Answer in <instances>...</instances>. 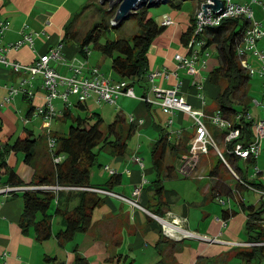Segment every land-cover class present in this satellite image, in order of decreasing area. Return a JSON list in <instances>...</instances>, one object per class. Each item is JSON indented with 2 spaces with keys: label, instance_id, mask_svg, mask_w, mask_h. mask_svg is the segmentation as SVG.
Masks as SVG:
<instances>
[{
  "label": "crops",
  "instance_id": "obj_1",
  "mask_svg": "<svg viewBox=\"0 0 264 264\" xmlns=\"http://www.w3.org/2000/svg\"><path fill=\"white\" fill-rule=\"evenodd\" d=\"M96 3L97 1L93 3V0H0V17L11 22L10 29L2 37L3 44L7 45L18 41L22 37L24 24H28V29L33 32H41L40 36L35 38L33 46L23 45L19 49H12L9 51L8 57L23 64H32L40 55L48 53L52 48L62 44L61 42L66 33L65 25L74 17L76 19L73 22L72 29L77 30L74 26L76 20L78 21V27L81 25V18H78L81 8L85 5L86 7L92 6L91 11L96 7ZM201 3V1L198 2L194 15ZM180 11L172 8L170 12L164 11L161 17L157 19L161 24L164 16L168 15L174 18L176 23L166 26V30L157 36L149 47V66L145 78L136 82L135 85L133 84L137 95L140 97L123 96L121 99L124 98L125 100L122 101L123 103L121 102V105L118 101L112 104V107L118 112L115 118L118 115L125 118V122L119 131L124 137L128 138L126 153L117 156L113 154L111 149H105L104 151L111 158L106 161L105 165H100V172L95 170L96 166L93 168L91 181L95 185L105 186L112 176L109 172V177H107L108 170L105 166H110L121 175L120 183L113 186L111 190L131 197L135 186L145 176L148 182L139 197V201L147 209H154L160 199L155 196V187L153 186L156 172L153 166L152 153L158 139L162 135H166L172 144V147H168L165 157V171L167 167L173 168L170 178L178 176V171H181L187 177L195 178L200 182L205 181L202 191L206 199H214L220 204L229 203V205L226 204L228 208H225L230 213H228V218L225 219L224 217V209L221 213L218 211L213 213L203 211L196 223L198 229L193 231L200 236L196 238L200 239L201 244L196 248V254L190 264H213V259L219 255H221L220 261L224 259V254L227 259L237 257L236 254L242 249H250L252 246L248 244L247 236L244 240H240V235L242 229H245L247 221V214L243 207V204L247 203L244 193L248 191V193L253 192L255 194L256 190L244 185L245 182L241 181V177L243 176L242 178H245V181L256 184L258 186L256 187L257 191L261 193L259 201L252 204L257 206L261 203L264 204V140L262 152L257 158H241L247 162L245 169L240 167L238 160L234 162L233 166L227 162H220L215 167L213 160L215 154L212 150L216 148L210 149L208 154L194 155L190 153L191 142L196 131L193 117L183 111L168 114L158 103L152 101V99L158 98L154 91L155 86L159 88L178 87L180 94L194 108L205 111L207 97L210 96L216 100L219 91V86L211 82V72L218 65L219 60L216 62V59H212L210 56L207 57V64L205 66L200 65L201 71L198 75H192L187 69L178 67L175 56L178 53H188V48L182 42V35L191 23L189 15L180 14ZM259 22L261 21L259 20ZM79 44L76 38L62 44V59L51 61V64L59 73L72 75V65L83 64L85 69L99 67L104 76L112 81L124 80L115 73L111 63L107 67L110 70L109 72L105 71L106 69L104 70L99 64H92L89 60L93 54L91 47L88 57H85L80 53ZM95 47L99 49V47ZM211 49L216 53L214 46ZM101 53L103 54L102 51ZM203 57L206 56L203 54ZM160 71L167 72L168 76L158 75L154 79L151 78L152 73ZM26 76L27 74H15L11 69L0 64V121L2 124L0 141L3 143L15 140L25 127H29L36 132L34 123L37 127V118L43 121L42 125L45 128L43 118L34 116V110L30 113L31 106L36 108L45 104V90L42 88L41 77H36L33 82L27 85V88L33 92L32 97L28 93H20L11 102L4 103L6 96L9 95V89L5 85L17 86ZM62 88L65 89L64 86ZM143 96L146 99L141 98ZM252 99L254 98H251L250 105ZM59 100L62 101L60 98L54 100L59 110L57 116H63L65 119L68 116L67 120L70 118L73 120L77 115H80L75 112L77 108H80L75 104L78 100L77 97L76 100L71 99L70 106H66L63 101V106H58L56 102ZM261 102L264 103V96ZM85 104L86 108L91 107L92 109H99L101 106L106 105L105 102L97 101L95 97L90 98ZM259 106L262 108V115L258 119L254 118L253 113H249L248 110V118L252 117L253 123L263 116V106L260 104ZM216 111L217 109H214L215 113ZM205 113L207 114V111ZM101 116L103 117L102 114ZM133 116L134 120L132 121ZM141 119L144 121L140 122ZM171 120L172 122H170ZM52 123L53 120L51 126ZM216 126L220 128V126ZM59 128L66 130L64 125ZM45 130L47 129L45 128ZM129 130H132L130 136H128ZM211 134L216 140L220 141V143L217 142V145L221 151L220 156L223 157L222 151L226 149V140H223L220 132H217L216 135H213L212 132ZM144 136L147 138H144ZM135 138L138 139V144L134 148L135 150L132 149L129 152V146L133 143L131 141ZM143 139L149 140V146L152 144L150 146L149 162L146 160V156L141 153L144 146L142 144ZM40 144L42 153L36 161V166L45 169V167L50 166L48 152L50 154L52 149L49 146L48 138L47 141L46 138H43ZM219 150L214 151L219 155ZM135 154H139L144 159V169L133 161L132 158ZM7 160L9 166L17 171L25 183H30L33 180L35 170L25 162L22 152L10 151ZM249 164H254V167L250 169ZM230 167L234 171V167L239 168L238 173L241 177L239 174L236 176ZM225 169L238 178H236L238 181L236 185L227 179ZM165 171L162 174L163 179L166 177ZM6 187L11 186H0V264H184L180 253H178V245L185 239H182L183 235L180 238L178 233L175 234L176 236L166 234L161 223L142 209L132 206L121 198L105 194L106 198L103 203L93 213V224L89 231L78 233L74 238L62 243L56 234L64 226L63 218L61 215L55 214L53 217V236L45 241H40L36 238L34 232H31V234L22 232L20 218L23 211V199L20 195H13L10 191H2ZM26 187H29V185L14 188L23 190ZM225 197H228V200ZM218 198H223L225 203L220 202ZM163 199L169 201H162V209L166 211V217L171 220L180 218L185 220V224L187 223V226H189L190 210L184 209V211L179 212L171 204L173 203V201L171 202L172 197L167 198L166 195H163ZM237 203L239 208L236 207ZM57 204L56 201L52 205L51 211L57 208ZM74 204L75 202L72 204L66 203L65 205L69 207ZM157 244L159 247L166 244L167 255L172 254V261L166 262L163 259L162 252L164 251L158 249ZM237 245L241 247V250L233 251ZM151 246L156 251L151 249ZM144 256H148V258L145 259ZM79 258L82 261H79ZM236 264H245V261H237Z\"/></svg>",
  "mask_w": 264,
  "mask_h": 264
},
{
  "label": "trees",
  "instance_id": "obj_2",
  "mask_svg": "<svg viewBox=\"0 0 264 264\" xmlns=\"http://www.w3.org/2000/svg\"><path fill=\"white\" fill-rule=\"evenodd\" d=\"M184 1L167 0V4L174 9H181ZM200 1L202 2V0H198V2ZM96 7L101 12L102 17L103 14L106 15L104 21H101V18L84 35H80L77 30L72 29L76 18L72 19L65 25L66 33L61 43L64 44L65 41L76 38V41L80 43V53L85 57H88L90 45L94 44L99 47L103 54L112 58L111 67L121 79H129L134 85L136 82L144 80L149 66V47L156 37L166 30V26L156 20L150 9L152 6L148 4L141 6L129 17L135 18L140 24L137 33L131 37H107L105 42H101L102 37L110 33L112 27H116L121 22L111 23L117 7L111 9L109 4L107 8H104L101 0L96 3ZM107 16H110L112 20L107 22ZM247 24L245 18H227L219 26L209 27L206 30L207 42L203 46V50L214 46L218 55L219 65L211 72V82L219 86L216 96V112H219L223 118L229 121L228 127L221 130V136L223 140H226L231 129L239 128L241 131L238 138L231 141L226 140V149L222 151V155L231 166L236 160L241 159L234 152L236 144L241 142L244 146H248L254 139L253 120H250L247 114L251 101L249 81L252 76L241 65L236 52L237 44L240 42ZM196 26L197 16L195 14L191 17L189 28L182 35V42L186 47H189L190 43L197 37ZM75 104L81 109H86V104L83 102L78 101ZM34 109L35 106H31L30 113ZM95 115L97 118L94 123L88 122L82 115H77L73 119V124L70 126L67 135L54 137L57 143L56 149L50 151V154L48 152V160L51 163L45 169L44 167H37V164L34 165L42 153L40 142L43 135H37L33 129L25 127L13 143L0 141V186L29 185L23 190L13 189L10 191L13 195H20L23 199V211L20 218L23 233L31 234L34 232L40 241L51 238L55 214L61 215L63 218L64 226L56 234L62 243L74 238L78 233L89 231L93 224L95 209L101 206L106 198V194L102 195L99 192L91 191L89 188L111 190L113 186L120 183L121 175L115 174L110 177L105 186H98L92 183L91 175L93 168L98 164L99 153L105 149H111L113 154L117 156L126 153L128 138L119 131L125 122V118L118 115L105 131L102 128L104 118L100 113H95ZM1 128L0 121V130ZM131 132L132 130H129L128 136L131 135ZM214 139L220 143L215 137ZM168 147H172V144L166 135H162L156 142L152 153L153 166L156 172L153 186L155 187V196L160 200L155 208L150 210L160 215H164L166 212L162 209V201L169 202L168 199H163V195L167 196L168 194L170 196L173 193V191L165 188V180L162 176L165 171V157ZM12 150L22 152L25 162L36 167L34 178L30 183H25L17 171L9 166L7 158ZM60 155L62 160L55 162V157ZM220 162L225 163L223 157H220ZM234 168L236 173L239 172V168ZM172 169V167L166 168V177H171ZM242 177L241 180L245 182L244 185L247 183L258 187L252 182L245 181L246 179ZM3 178L5 179L3 180ZM44 185L71 188L44 189L41 187ZM32 186L35 188H31ZM56 201L58 203L57 208L51 211V207ZM73 202L75 204L72 206L65 205ZM243 207L247 214L245 226L247 242L253 243V245L250 249H243L236 255L243 259L245 264H253L255 260L258 261V264H264V204L261 203L257 206L244 203ZM223 212L225 219L228 218V210L224 209ZM80 260L82 261L81 258H79Z\"/></svg>",
  "mask_w": 264,
  "mask_h": 264
},
{
  "label": "built area",
  "instance_id": "obj_3",
  "mask_svg": "<svg viewBox=\"0 0 264 264\" xmlns=\"http://www.w3.org/2000/svg\"><path fill=\"white\" fill-rule=\"evenodd\" d=\"M207 1L215 4V2L210 0H202L200 7L196 13L197 16V26L195 29L197 37L190 43L188 48V53H178L176 54V60L178 61L179 68H185L192 75H198L201 71V66L207 64V57L210 56L206 49L203 50V46L206 44L205 36H202L204 32L209 27L219 26L227 18H245L248 22L240 42L237 44L236 52L237 57L241 65L245 70L254 76L258 73L263 81V96H264V50L258 49V41L264 36V29L262 28L261 22L256 19L255 11L251 3H237L233 0H223L224 7L219 13L213 12L212 8H207L208 13L205 14V9L203 4ZM259 1V0H254ZM176 20L171 16H164V20L161 24L169 26L175 24ZM11 27V22L8 19L0 17V64L11 69L15 74H27L19 85H5L9 89V95L6 96L4 103L11 102L13 98L20 93H28L29 96H33V92L27 88V85L34 81L36 77L42 78V88L45 90V104L42 106H37L34 109V116H40L44 120V126L47 129L48 142L51 149L54 151L56 149V140L51 138V122L58 115L59 110L57 109L54 100L60 98L66 106L71 105V95H75L80 102H87L90 98L95 97L99 102H110L115 104L121 97H140L137 95L135 86L130 80L124 79L119 81H112L101 72L99 67H92L85 69L84 65H72L71 69L73 71L72 75H63L57 71V69L51 64L53 59H62V44L52 48L48 53L40 55L32 64H23L18 61H14L8 57V53L12 49H19L23 45L33 46L35 38L39 37L41 32H33L29 30V25L24 24L22 29V37L16 41L9 43L7 45L3 44L2 37L5 32ZM199 35V37H198ZM211 48V47H209ZM208 49V48H207ZM250 53L257 57L260 62V67L258 70L254 69L252 63L249 61ZM203 54L206 57H203ZM165 76L167 72H154L151 78L154 79L156 76ZM65 87L63 89L62 87ZM154 91L158 98L153 102L158 103L163 110L168 114H173L176 111H183L189 113L195 120V136L191 142L190 153L194 155L208 154L211 147L218 149L217 142L212 136L206 122L204 121V116L206 113L204 110L194 108V106L189 103L185 97L180 94L179 88H159L154 87ZM146 99L145 96L141 97ZM151 101V99H149ZM263 106V116L258 121L253 123L254 126V139L248 146H244L241 142H238L234 148V152L241 158H257L262 152V144L264 140V103L257 102ZM212 122L221 128L228 127L229 121L221 116L219 112L211 115ZM252 119V117H249ZM134 120V116L131 118ZM144 120L141 119L140 122ZM172 122V120L170 121ZM240 129L233 128L226 136L227 141L234 140L240 136ZM221 155V151L219 150ZM223 156V155H222ZM224 157V156H223ZM133 161L139 164L143 169L145 168L144 159L139 154L133 155ZM55 162L62 160V156H56ZM227 162L226 159H224ZM228 163V162H227ZM105 168L112 174H118L116 169L110 166H105ZM232 172L236 175L232 167H230ZM148 180L143 177V180L137 184L132 192V196L128 197L119 194L113 190L106 188H89L92 191L106 194L107 196L118 197L124 201L129 202L132 206L142 209L144 212L148 213L154 219L161 222L163 229L166 234L178 235L182 238L184 237H200L195 232L185 227L183 223L185 220L180 218H173L172 220L157 214L149 209H147L140 201L139 197L142 194L146 183ZM249 188L256 190L257 188L245 184ZM44 189H69L71 187H61L44 185L41 186ZM31 188H35L32 186ZM15 189L14 187H6L2 191L8 192ZM222 203H225L223 198H218ZM171 227L177 229L174 233ZM176 236V235H175ZM202 238V237H201ZM205 239V238H204ZM253 245V243H248Z\"/></svg>",
  "mask_w": 264,
  "mask_h": 264
},
{
  "label": "rangeland",
  "instance_id": "obj_4",
  "mask_svg": "<svg viewBox=\"0 0 264 264\" xmlns=\"http://www.w3.org/2000/svg\"><path fill=\"white\" fill-rule=\"evenodd\" d=\"M96 1L98 3L99 0H93V3ZM233 1L237 2V3H251V5L253 6V9L255 11L256 19L260 20L262 22V28L264 29V0H259V1L233 0ZM102 4H103L104 8H107L109 6L108 0L103 2ZM197 6H198V0H185L182 8L179 9V10H181L180 14L189 15V17L191 19L192 15H194L195 11L197 10ZM91 7L92 6L86 7V5H85L83 8H81L80 12L78 13V15H79L78 18H81V25L78 27V25H77L78 21L76 20L74 28L77 29L78 34H80V35H84L93 26L95 21H99L101 18H102L101 21H104V19L106 17L105 14H103V17H102L101 12L99 11V9L97 7H94L90 11ZM114 7H117V5H114ZM150 9H151L152 13L154 14V16L157 20L161 17V15L164 11L170 12L172 7L166 3L165 4L161 3L158 5L152 6ZM73 19H75V17ZM111 20H112L111 17L107 16L106 21L109 22ZM79 21H80V19H79ZM111 23H113V21ZM161 23H162V21H161ZM139 27H140V24L138 23V21L135 18H127V19L121 21V24L117 25L116 27H112V31L110 33H107L106 35H104L101 39V42H105L107 37L108 38H116V37H120V36L121 37H131L132 35H134L135 33H137L139 31ZM205 35H206V32H204L202 34V36H205ZM258 43H259V46L257 45V48L258 49H264V37L261 38L258 41ZM90 47H91L92 52H93V54L91 55V57L89 59L91 61V63L92 64H99L100 66H102V68H104V70L106 69L105 71L109 72L110 70L107 67H108L109 63H111L112 58L108 57L107 55H103L101 53V51L95 47L94 44H92ZM212 51L213 50L211 48L206 49V52L210 53V58L216 59V62H217L218 61L217 52L215 53V51H213V52ZM103 56H104V58H102ZM249 61H250V63H252V66L254 69H256V70L259 69L260 62L257 59V57L254 56L252 53H250ZM218 65H219V63H218ZM249 94H250L251 98H254V99H252L251 105L248 108L249 113L250 112L253 113V117L258 119L260 117V115H262V108H261V106H259V104L257 102L263 101V81H262V79L258 73H256L254 76H252V78L249 81ZM71 99L76 100V96L72 95ZM124 100H125L124 98H122V99L120 98L118 100L120 105H121V102ZM77 102L78 101H76L75 103H77ZM56 103L58 106H63V103L60 100ZM108 103H110V102H105L106 105L101 106V108H99V109L98 108L92 109L91 107L86 108V109L77 108L75 112L82 115L83 117H85L88 120V122H91V123H94L96 121L97 116L95 115V113H101L103 115V118H104L103 129L106 131V128L108 127V125L115 120V116L118 114V112L115 111L114 107H112L113 103H110V104H108ZM206 103L207 104L205 106V111H207V114H206V116H204V121L208 125V128L211 130L213 135H216V133L221 132L222 129L218 128L212 122V118L208 114L213 115L215 113L214 109H216L215 107H217L216 106L217 103H216V100L210 96L207 97ZM67 119H68V116L66 117V119L63 116L62 117L57 116L53 119V123L51 126V129H52L51 135H49L51 138H54L56 135H67L69 133V128L73 124V122H72L73 120L71 118L69 120H67ZM42 123H43V121H41V119L37 118V124H38L37 127H36V124L34 123L35 129H36V134L37 135H43V138L44 139L46 138V141H47V138L49 139V137H48V134H46L47 130H45ZM61 125H64V128H66V130H61L59 128V127H61ZM191 132H193V130H191ZM144 138H147V137L144 136ZM148 141L149 140L143 139L142 144H144V146L141 149V153L146 156V160L149 162L150 155H151L150 154L151 153L150 146L152 144L149 146ZM11 142L13 143L14 140H12ZM131 142H133V143L129 146V152L136 147V145L138 144V139L135 138ZM211 149H214V148L211 147ZM214 150L216 151V149H214ZM214 150H212L214 152L213 154H215V157L213 158V160H214L215 167H217L218 164L220 163V157L221 156H220V154L218 155ZM110 158H111V156L106 151H104V152L102 151L101 153H99L98 164H97L95 170L100 172L101 171L100 165L101 164L105 165L106 161H108ZM238 162L240 164V167H243L244 169L246 168L247 162L244 161V159H239ZM36 164L37 163H35L34 165H36ZM34 165L30 164L28 166H31L36 171V167H34ZM253 167H254V164H249L250 169H252ZM178 169L179 168L177 167V170ZM225 170H226V174H227V179L230 182H232L233 184L235 183V185H236L238 183V181H237L238 178L236 176H234L232 172L230 173L227 171V169H225ZM107 172H108L107 177H109V171H107ZM237 173H238V171H237ZM34 175H35V173H34ZM239 176H240V174H239ZM164 180H165L164 185H165L166 189L173 191V193L170 196L169 195L166 196L167 198L172 197L171 201H173V203H171V204H172L173 208H175L179 212L184 211V209H188V211L190 210V213H189L190 225L187 226V223L185 224V222L183 223V225L185 227L190 228V230H192V231H196V229H198L196 223L198 222L199 217H200L201 213H203V211L211 212V213L218 211L219 213H221L223 209L228 208L229 203H226L228 205L220 204L218 201H216L214 199H206L205 198L204 193L202 191L205 181L200 182V181L196 180L195 178L187 177V176L183 175L181 173V171L180 172L178 171V176L173 177V178L164 177ZM241 181L243 182V180H241ZM245 192L246 193H244V195H246L247 203L252 204V203H256L259 201L260 196H261L260 191H256L255 194H253V192H251V193H248V191H245ZM174 194H176V195H174ZM225 199L228 200V197H225ZM236 207L239 208L238 203H237ZM164 216L166 217V214ZM56 226H57V224H56ZM161 226H162V224H161ZM246 235H247L246 229L243 228L241 231L240 240H244L246 238ZM182 239H184V241H181L179 243L178 253H180V256L183 259L184 264H190L194 259L193 258L194 255L196 254V248L201 244V241H199L200 239H197L196 237H183ZM148 242L150 243L149 240H148ZM156 246L158 247V249L164 251V252H162L163 253L162 256L166 262L173 260L172 254L170 256L167 255L166 244H163L161 247H159L158 244ZM172 248H173V246H172ZM234 248L235 249L233 251L241 250V247H238V245L235 246ZM151 249H154V251H156V249L153 246H151ZM220 256L221 255H219L215 259H213L214 260L213 264H236L237 261H243V259H241V258L239 259L238 257H230L229 259H227V256L225 254L223 255L224 259L222 261H220L219 260ZM144 258L147 259L148 256H144ZM253 264H258V261L255 260L253 262Z\"/></svg>",
  "mask_w": 264,
  "mask_h": 264
},
{
  "label": "water",
  "instance_id": "obj_5",
  "mask_svg": "<svg viewBox=\"0 0 264 264\" xmlns=\"http://www.w3.org/2000/svg\"><path fill=\"white\" fill-rule=\"evenodd\" d=\"M107 0H101V2H105ZM206 1V0H205ZM215 2V4L207 1L203 4V8L205 9V14L208 13L207 8H212L213 12L219 13L224 7L223 0H210ZM110 4V8L112 9L114 5H117L116 14L113 18V24H117L127 18H129L134 12H136L141 6L148 5L154 6V4L166 3L167 0H108Z\"/></svg>",
  "mask_w": 264,
  "mask_h": 264
},
{
  "label": "bare ground",
  "instance_id": "obj_6",
  "mask_svg": "<svg viewBox=\"0 0 264 264\" xmlns=\"http://www.w3.org/2000/svg\"><path fill=\"white\" fill-rule=\"evenodd\" d=\"M170 228H171V230L174 232V233H176L177 232V229H174L173 227H171L170 226Z\"/></svg>",
  "mask_w": 264,
  "mask_h": 264
}]
</instances>
